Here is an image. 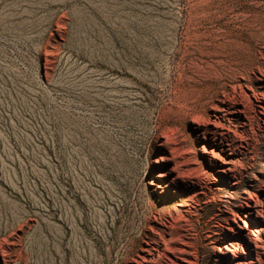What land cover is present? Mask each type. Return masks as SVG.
Listing matches in <instances>:
<instances>
[{"label":"rangeland","instance_id":"1","mask_svg":"<svg viewBox=\"0 0 264 264\" xmlns=\"http://www.w3.org/2000/svg\"><path fill=\"white\" fill-rule=\"evenodd\" d=\"M0 264H264V0H0Z\"/></svg>","mask_w":264,"mask_h":264},{"label":"bare ground","instance_id":"2","mask_svg":"<svg viewBox=\"0 0 264 264\" xmlns=\"http://www.w3.org/2000/svg\"><path fill=\"white\" fill-rule=\"evenodd\" d=\"M259 198V197H258ZM260 199V198H259ZM255 207V205H252L251 203H248L247 202V204H246V208H247V210H246V213L248 214V215H252V212L251 211H249L248 209L249 208H254ZM255 230H257V227H255ZM165 244V243H164ZM235 253V252H234Z\"/></svg>","mask_w":264,"mask_h":264}]
</instances>
